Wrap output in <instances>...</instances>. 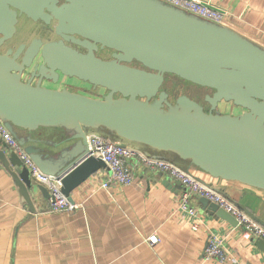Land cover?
Masks as SVG:
<instances>
[{
  "label": "water",
  "instance_id": "obj_1",
  "mask_svg": "<svg viewBox=\"0 0 264 264\" xmlns=\"http://www.w3.org/2000/svg\"><path fill=\"white\" fill-rule=\"evenodd\" d=\"M21 14L45 24L55 20L59 38H34L24 50L19 44L14 52H0V119L44 173L61 177L70 202L72 189L105 168L100 158L87 152L89 129L121 144L171 152L210 176L264 189L263 47L161 0H0V45L13 36ZM104 48L111 50L108 59L96 55ZM38 54L41 63L23 79ZM166 74L213 90L204 97L209 110L185 94L171 103L160 89ZM59 75L106 93L94 97L41 84L43 79L55 83ZM221 100L245 110L213 111ZM59 125L74 130L72 137L79 141L72 150L74 159L65 165L64 159L53 164L48 152L32 144L33 138L17 137L13 130ZM2 144L7 151L0 148V164L27 210L35 212L34 187L46 198L48 191L32 183L18 155ZM199 203L202 210L238 225L215 202L199 197ZM256 243L264 249L262 238Z\"/></svg>",
  "mask_w": 264,
  "mask_h": 264
},
{
  "label": "crops",
  "instance_id": "obj_2",
  "mask_svg": "<svg viewBox=\"0 0 264 264\" xmlns=\"http://www.w3.org/2000/svg\"><path fill=\"white\" fill-rule=\"evenodd\" d=\"M203 1L224 12L223 25L264 48V0ZM59 82L61 88L89 96L105 93L104 88L74 77H61ZM13 130L17 137L33 138L32 144L48 152L53 164L57 159H64L63 165L74 159L72 150L79 141L72 137L74 130L70 128L59 125L28 130L15 126ZM127 143L149 155L174 159L172 162L221 190L264 226V189L210 176L187 160L179 162L171 152ZM0 148L7 151L2 142ZM130 163L129 184L113 182L103 187L101 182L108 170L98 169L72 189L70 195L77 207L58 212L48 209L47 198L36 187V211L27 210L11 175L0 164V264H223L203 255L210 233L223 238L228 256L225 264L230 258L245 264H264V249L256 243L257 236L202 210L196 194L190 195V203L200 209L201 221L193 230L187 214L178 208L180 182L137 158ZM29 176L33 184L40 185ZM152 233L158 238L155 243L146 240Z\"/></svg>",
  "mask_w": 264,
  "mask_h": 264
},
{
  "label": "built area",
  "instance_id": "obj_3",
  "mask_svg": "<svg viewBox=\"0 0 264 264\" xmlns=\"http://www.w3.org/2000/svg\"><path fill=\"white\" fill-rule=\"evenodd\" d=\"M167 4L180 8L188 13L194 14L200 18L212 21L217 24H224L225 14L222 10L210 5L203 0H161ZM87 152L89 155L100 158L105 163L108 173L101 186L107 187L110 183L122 185L129 184L132 181V167L130 161L137 158L147 166L157 168L166 172L171 177L176 178L182 190L178 197V208L187 214L190 226L193 230L198 228L201 221V213L198 207L191 205L190 195L196 194L198 197H204L211 202L231 213L238 221V225L247 234L255 235L264 240V226L254 220L249 214L239 208L225 195L215 191L210 184L199 179L188 169L172 162L168 159L155 157L140 150L139 148L128 144H121L119 141L111 140L101 133L90 130L85 134ZM0 140L10 150L14 151L22 164L27 168L33 180L44 186L48 191L47 205L53 212L68 211L77 207L70 202L62 191L61 177L44 173L26 153L21 144L8 131L0 119ZM149 243H155L158 238L152 233L146 237ZM203 255L206 258L215 259L225 264L228 260L227 252L224 249L223 238L216 233H210L207 242L203 248ZM229 264H245L238 259L230 258Z\"/></svg>",
  "mask_w": 264,
  "mask_h": 264
},
{
  "label": "rangeland",
  "instance_id": "obj_4",
  "mask_svg": "<svg viewBox=\"0 0 264 264\" xmlns=\"http://www.w3.org/2000/svg\"><path fill=\"white\" fill-rule=\"evenodd\" d=\"M21 20L24 21V24L20 25L19 27H22L23 29L17 28L16 33H15L16 37H18L21 40H23V39L29 40L32 36H36V35L40 34V31H39L40 30V23H35L36 26L34 27V24L31 23L30 21H26L24 19H21ZM26 30H28V31H26ZM24 31L26 32L25 34L23 33ZM45 34H47V33H45ZM51 37H53V36H51ZM19 41L20 40H18V42ZM11 43H14V40H12ZM110 52L111 51L109 49H106V48L99 49L98 51H96V55L101 57V58L108 59V58H110ZM61 77L64 79L66 78V76H61ZM44 82L42 83V85L46 86V87L51 86V87L57 88V89H61V87H63L61 85V82H59L57 84L52 82V81H49V80L44 81ZM51 82H52V84H50ZM62 82H63V80H62ZM73 84L78 85L77 83H73ZM160 89L165 90L167 92V99L171 103H173L175 101V98L181 94H185L191 98H196V99L202 101L204 93L205 92H209V93L211 92L209 89H206L205 87H202V86L193 84L191 82H188V81L181 79V78H179L173 74H166L165 75L163 84L161 85ZM105 93H106V91H105ZM102 95H104V93H101V96ZM223 101L224 102H222V103H224V104L220 105V107H222V108L217 107V111L218 110L221 111V109H222V111H224V112L235 113V114L237 113V111H241V112L243 111L242 108L238 109L237 107H235L231 101H227V100H223ZM215 110L216 109H213V111H215Z\"/></svg>",
  "mask_w": 264,
  "mask_h": 264
},
{
  "label": "flooded vegetation",
  "instance_id": "obj_5",
  "mask_svg": "<svg viewBox=\"0 0 264 264\" xmlns=\"http://www.w3.org/2000/svg\"><path fill=\"white\" fill-rule=\"evenodd\" d=\"M21 19H24V20H26V21H30L31 23H33L34 24V27L36 26V24L35 23H40V34L39 35H36V36H32L29 40H27V39H23V40H21V39H19L18 37H16V35H15V33H16V31H15V33L13 34V36L10 38V39H8V40H5L4 42H3V44L2 45H0V52L2 53V52H5L8 48H11L12 49V52H14L16 49H17V47L19 46V44H24V48H23V50L30 44V42L32 41V39H34V38H39L41 41H43V42H46V41H49V40H56V39H58L59 38V36L58 35H56L55 34V32H54V25H55V20H51L50 21V23H48V24H45V23H43L41 20H36V21H33L32 19H30V18H28V17H26L24 14H21V16H19L18 17V21H17V23H16V30H17V28H22V27H19L20 25H23L24 24V21H22ZM23 29V28H22ZM26 31H28V30H26ZM24 34L26 33L25 31L23 32ZM45 33H47V34H45ZM45 38H44V37ZM51 36H53V37H51ZM12 40H14V43H11V41ZM18 40H20L19 42H18ZM73 46H75V45H73ZM78 50H81V51H84V49H82V48H80V47H78V46H75ZM22 50V51H23ZM111 53V52H110ZM17 61H19V58L17 59ZM41 61H42V59H41V57L39 56V54L38 55H36L35 57H34V59H33V62L31 63V66L29 67V69H26L27 71L26 72H23V79H25V78H27L28 77V75H27V77H26V74H28V70H31L32 68H33V66L35 65V64H37V66L41 63ZM61 78V76L59 75V78H58V80H57V82H55L56 84L59 82V79ZM36 79H34L33 81H35ZM44 81H47V80H45V79H43L42 80V82H41V84L44 82ZM50 81V80H49ZM45 83V82H44ZM50 84H52V82L50 83ZM51 87V86H50ZM95 88H97V87H95ZM98 88H101V87H98ZM206 89H209V88H207V87H205ZM211 92L209 93V92H205L204 93V95H203V99H202V101H200V100H198V99H196V98H191V99H194V100H196L201 106H202V108H203V110H205V111H208L209 110V108H210V104L207 102V101H205V99H204V97H205V95L206 94H210L211 95V93H212V91L213 90H211V89H209ZM106 91V90H105ZM222 102H224L223 100H221V101H218V103H217V105L215 106V109L217 110V107H219V108H222V107H220V105H223L224 103H222ZM230 103V102H229ZM232 104V103H231ZM235 107H237L238 109H241L242 107H240V106H237V105H235V104H233ZM242 110L244 111L245 109H243L242 108ZM242 111V112H243ZM218 112H220V113H223L224 111H222V109H221V111L220 110H218ZM224 113H228V112H224ZM237 113H241V111H237ZM236 113V114H237ZM231 114H235V113H231Z\"/></svg>",
  "mask_w": 264,
  "mask_h": 264
},
{
  "label": "trees",
  "instance_id": "obj_6",
  "mask_svg": "<svg viewBox=\"0 0 264 264\" xmlns=\"http://www.w3.org/2000/svg\"><path fill=\"white\" fill-rule=\"evenodd\" d=\"M106 49H107V48H106ZM109 50H110V49H109ZM110 51H111V50H110ZM134 63H136V62L133 61L131 64H134ZM136 64H137V63H136ZM103 133H104V134H102L103 136H105V137L108 138V139L110 138V137L107 135V133H105V132H103ZM131 143H132V142H131ZM176 159H177V158H176ZM173 160H174V159H173ZM177 160L180 162L181 159L178 158ZM170 161H172V160H170ZM195 167H197V166H195ZM197 168H198V167H197Z\"/></svg>",
  "mask_w": 264,
  "mask_h": 264
}]
</instances>
